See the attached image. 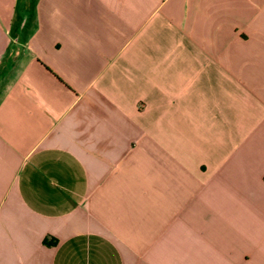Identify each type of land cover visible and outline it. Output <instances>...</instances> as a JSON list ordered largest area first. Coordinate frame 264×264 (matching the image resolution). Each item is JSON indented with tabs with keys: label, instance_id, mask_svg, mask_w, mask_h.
Returning <instances> with one entry per match:
<instances>
[{
	"label": "crops",
	"instance_id": "obj_1",
	"mask_svg": "<svg viewBox=\"0 0 264 264\" xmlns=\"http://www.w3.org/2000/svg\"><path fill=\"white\" fill-rule=\"evenodd\" d=\"M0 264H264V0H0Z\"/></svg>",
	"mask_w": 264,
	"mask_h": 264
}]
</instances>
